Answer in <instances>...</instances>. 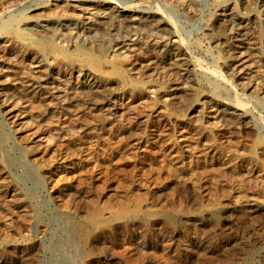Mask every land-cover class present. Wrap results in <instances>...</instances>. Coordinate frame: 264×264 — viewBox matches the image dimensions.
<instances>
[{"label": "rangeland", "instance_id": "1", "mask_svg": "<svg viewBox=\"0 0 264 264\" xmlns=\"http://www.w3.org/2000/svg\"><path fill=\"white\" fill-rule=\"evenodd\" d=\"M143 1L142 10L175 22L202 72L237 81L236 69L212 71L214 56L228 57L234 47L214 44L222 33L216 28L233 25L219 19L217 0ZM238 2L241 12L261 6L259 0ZM70 4L0 0V21L19 20L14 31H0V264H59L56 256L73 264H264V128L257 121L264 111L253 106L255 123L242 118L239 128H224L207 103L213 92L207 78L191 76L178 92L156 93L138 78L144 59L131 65L122 50L107 46L99 56L38 38L32 22L63 18ZM106 23L95 26L97 38L113 28L121 32ZM24 44L47 64L35 69V60L20 54ZM64 59L99 67L110 82L97 91L76 73L70 76ZM257 60L251 81L258 89L246 94L264 103V60ZM29 78L47 80L45 92L62 100L29 95L18 85ZM221 85L219 98L227 99L229 86ZM64 220L71 223L72 249Z\"/></svg>", "mask_w": 264, "mask_h": 264}, {"label": "bare ground", "instance_id": "2", "mask_svg": "<svg viewBox=\"0 0 264 264\" xmlns=\"http://www.w3.org/2000/svg\"><path fill=\"white\" fill-rule=\"evenodd\" d=\"M237 1L238 0H217L216 5L219 9L218 11L220 12L219 19L221 21L222 20L230 21L233 25L228 30H224L223 28H220V27L216 28V31H219L222 33L217 36L214 44L215 45H217V44L222 45L224 43H226V44L231 43L234 45V47L232 48L231 55H229L228 57L227 56L221 57L220 55L214 56L215 69L213 68V70H212L214 73L217 72L218 70H229V69H233V70L236 69V71L238 70L236 73L237 81H235V82H229V81L224 80V77L222 75H219L220 73L218 75L221 78H219V80L216 81V80H214L216 77L213 79V77L215 76L216 73L212 77L213 73L212 74L211 73L206 74V73L202 72L200 70V67H201L200 64L201 63H199L198 58H196L194 56V54H192V52L189 50L190 47L186 48V43H185L184 39L178 35L179 33L177 32L175 22L173 23V21L171 20V18L169 16H165V14L161 13L160 11L159 12L158 11L152 12L149 10L148 11L142 10L141 7L144 4L143 0H138L137 4H133V5L132 4L130 5L129 2H123V3L117 4V3H114L113 1H110V0H70V2H72V4H70V6H69L71 12L69 11L70 12L69 13L67 11L68 14L64 15L65 17L59 18V19H54V20H52V19L51 20H48V19L43 20L42 19V21H40L38 23H33L34 22L33 21L32 25L35 28L34 31H35L36 36L38 38H40L42 40L43 39L49 40L53 43L54 46H56L58 48H61L62 45L67 44L69 46H72L77 51L79 50L80 52H83V51L85 52V50H89V51L94 50L97 53H99V56H100V53H103L104 51H106V48L108 46V48L112 50L111 52H116V51H120V50H122V52L123 51L127 52L128 55H130V60H132V62L130 61L131 65H132V63L136 64V62L138 63L139 60L144 59L143 62L137 64V66H138L137 72H138V76H139L138 78H139V80L141 79V81H145L143 84H146V82L149 84L151 83L152 86L154 87L153 89H155L156 93L162 94L165 92H173V93L178 92V91H180L186 87V85H185L186 79H188L191 76L207 78L211 88L213 89L212 90L213 92L208 93L205 97L208 100L207 103H209L210 107L216 108V110L213 111L214 112L213 116H215L216 119H218V122H220L224 128L230 127V128H236L237 129V127L239 128V126L243 125L240 123V119H242V118H245V120L247 119L246 124L247 123H249V124L255 123L254 119L257 120V118H254V116H256V115H254V112H253L254 110L252 108L253 106L255 107V109L259 107L262 109L261 111H264V103H262V101H260L261 98H258L255 95L252 96V95L246 94V92L249 91L250 89H252L253 91L258 89L256 84H254V83H253L254 85L252 84L253 80L251 79V77H252L251 73L253 70H256V65L258 67L259 61L257 59L262 58L264 60V0H259V2H261V6L260 7L258 6L259 11H258V9L255 10V8L253 7V8L248 9L247 11H244V12H241L240 9L238 8L239 5H237ZM255 1H257V0H239L241 5L247 4L249 6L251 4H254ZM216 18H217V16H216ZM18 21L19 20H18V18H16V16L15 17L10 16L5 20H1L0 21V31H4V32L5 31H7V32L8 31H14L16 29ZM216 21H218V20H216ZM105 22H107L106 26H109L108 22H110V23L116 24V26H118L120 28L122 27L121 32H120V30L117 32H113L115 29V28H113L109 32H107L108 34H104L101 37L99 36V38H97L95 34L97 32H99V30L95 33V30H96L95 26H98L101 24L104 25ZM27 23H28V21H27ZM231 23H229V24H231ZM212 25L209 27L211 31L215 30V28ZM102 27L104 28L105 26H102ZM110 28H112V27H110ZM51 29H52V31H51ZM104 32H105V30L102 33H104ZM215 33L216 32H214L213 34H215ZM28 36H31V35H28ZM8 41H9V39H8ZM13 43H14V41H13ZM6 44H4V45H6ZM19 45H20V43H19ZM9 46H10V44H9ZM42 46H44V45L42 44ZM6 47L8 48V45H6ZM16 47H19V46H16ZM19 50H20V54L23 57H31V59L35 60L34 61L36 64V65L34 64L35 69L44 67L43 65L47 64V63L44 64V60H43L42 55L38 54L35 51V47L32 48L30 45L24 44L21 46V49H19ZM42 51H44V50L42 49ZM230 51H231V49H230ZM97 53H96V56H98ZM211 53H213V52H211ZM42 54H43V52H42ZM46 54H48V52ZM89 54H90V52H89ZM108 54L109 53H107V55ZM213 54H215V53H213ZM49 55H51V54H49ZM54 55H55V53H54ZM225 55H228V53ZM102 56H104V54ZM61 58H62V56H61ZM82 58H84V57H82ZM79 60H77V59L76 60L64 59L61 61V63H64L65 69L70 76L76 73L78 78H81L84 82H86V81L89 82V84H91V86L95 90L97 89V91H98V88H100L104 83L107 84L110 82L109 78L108 79L106 78V77H108L109 73L105 77L104 74L106 72L103 74V73H100L99 71H97V70H99L98 66H96V67H98V69L94 70L95 69L94 67L91 66L93 68L92 69L91 67H89V64H87V63L85 64L83 61H79ZM46 62H47V59H46ZM57 64H58V62H57ZM120 65H118V66L122 67ZM58 66H60V65H58ZM100 67H101V65H100ZM216 69H218V70L216 71ZM8 70H10V69H8ZM38 70H40V69H38ZM61 70L62 69H59V71H61ZM102 70H103V68H102ZM105 71H106V69H105ZM111 71H113V70H111ZM117 72H118V70H117ZM49 73H48V75H49ZM110 74H114V72L113 73L110 72ZM44 76H46V75H44ZM118 76H122V75H118ZM216 76H217V74H216ZM117 78L119 79L121 77H117ZM38 79H39V77H38ZM112 79H115V78H112ZM39 80L35 81V80H31L29 78V80L21 81V83H18V85L19 86L22 85L21 87H23V88L25 87V89H27L26 92H28V94L31 96L40 93L41 96L48 95V98L50 97L53 101L55 100L56 102L57 101L60 102L62 100V99L60 100V98L62 96H60L59 94H56L57 92L54 93L55 91L53 93L45 92L47 90V85H48L47 80H44V81L43 80L39 81ZM122 80L124 81V79H122ZM117 81L121 82L120 79ZM135 81H137V80H135ZM223 83L226 84L227 86H229V90L226 91V95L228 98L221 100L219 98V94L222 91V85L221 84H223ZM259 85H261V83H259ZM110 86H112V85H110ZM117 86H119V85H117ZM117 86H116V88H117ZM238 86H241L242 88L239 89ZM52 90H53V88H52ZM23 91H25V90H23ZM112 93L113 92H111V94ZM173 93H172V95H173ZM115 96H117V95H115ZM174 97H177V96H174ZM180 97H181V95H180ZM170 98H172V97H170ZM111 99L113 100L112 97H111ZM249 99L252 101H249ZM173 100H172V102H173ZM64 101H65V99H64ZM177 102H178V100H177ZM250 102L252 103V106L248 107L247 105H249ZM111 103H113V102H110V105H111ZM167 103H170V102H167ZM171 103H170V105H171ZM253 103H254V105H253ZM58 104L60 105V103H58ZM196 104H198V103H196ZM53 105H55V104L53 103ZM56 105H57V103H56ZM92 105L94 106V103ZM193 107H195V105H193V104H191L189 106L187 105L186 109L190 110V109H193ZM200 107H201V105L199 106L198 109H200ZM203 107L204 106H202L201 109H203ZM54 109H56V108H54ZM258 115H259V113H258ZM262 115H264V114H262ZM111 116H115V113L112 114ZM257 121L259 123L261 122V124H262L261 128L262 127L264 128V117L261 116L260 118H258ZM1 127H0V138H2L1 137L2 136ZM3 135H4V133H3ZM0 154H3V153H0ZM34 173L35 172H33L32 170H29V178L33 182L38 183V179ZM97 211H99V210H97ZM95 216H99V212H96ZM91 218H92V216H91ZM169 220H171V219H169ZM64 224L65 225H63L64 227L62 230L66 235L65 241L67 243V246L72 249V247L74 246V240L70 234V227H71L70 224L71 223H69V220H64ZM56 259L59 262V264H73L72 260L68 261V260L60 259L57 256H56Z\"/></svg>", "mask_w": 264, "mask_h": 264}]
</instances>
